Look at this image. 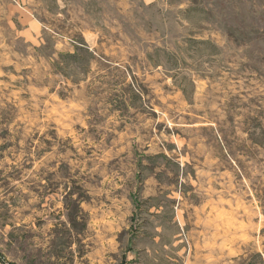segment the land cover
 Returning a JSON list of instances; mask_svg holds the SVG:
<instances>
[{
    "label": "rangeland",
    "instance_id": "374dc122",
    "mask_svg": "<svg viewBox=\"0 0 264 264\" xmlns=\"http://www.w3.org/2000/svg\"><path fill=\"white\" fill-rule=\"evenodd\" d=\"M0 264H264V0H0Z\"/></svg>",
    "mask_w": 264,
    "mask_h": 264
}]
</instances>
